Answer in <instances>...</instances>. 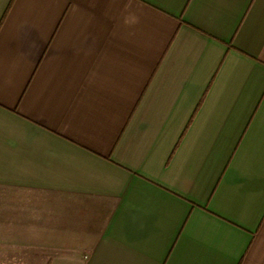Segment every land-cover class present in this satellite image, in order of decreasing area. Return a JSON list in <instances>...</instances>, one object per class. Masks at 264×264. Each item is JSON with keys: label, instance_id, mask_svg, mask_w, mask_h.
Here are the masks:
<instances>
[{"label": "crops", "instance_id": "crops-1", "mask_svg": "<svg viewBox=\"0 0 264 264\" xmlns=\"http://www.w3.org/2000/svg\"><path fill=\"white\" fill-rule=\"evenodd\" d=\"M0 264H264V0H0Z\"/></svg>", "mask_w": 264, "mask_h": 264}, {"label": "rangeland", "instance_id": "rangeland-1", "mask_svg": "<svg viewBox=\"0 0 264 264\" xmlns=\"http://www.w3.org/2000/svg\"><path fill=\"white\" fill-rule=\"evenodd\" d=\"M1 252L3 253L4 252V250H3V248L1 249ZM2 259H4L5 258V256L2 254Z\"/></svg>", "mask_w": 264, "mask_h": 264}]
</instances>
